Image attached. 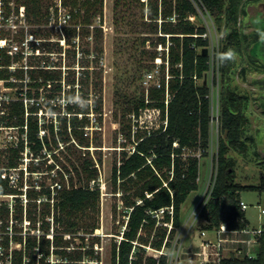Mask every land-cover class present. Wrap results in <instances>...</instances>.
<instances>
[{"label": "trees", "instance_id": "1", "mask_svg": "<svg viewBox=\"0 0 264 264\" xmlns=\"http://www.w3.org/2000/svg\"><path fill=\"white\" fill-rule=\"evenodd\" d=\"M251 1L255 0L243 4ZM135 2L142 12L135 26L142 28L143 46L165 47L169 41L171 99L167 105L165 86L151 87L148 98L143 95L129 109L140 117L157 107L163 118L167 110L168 124L142 133L138 129L134 147L122 149L114 161L112 192H120L126 219L112 237L110 264H167V256L156 258L147 247L162 249L167 223L173 221L166 242L171 247L182 223V205L199 187L200 158L207 155L211 137L210 88L195 78L210 69V54L205 50L209 39L203 36L206 27L191 17H197L200 8L218 20L226 16L237 22L242 0H115L116 25L126 18L121 15L123 7ZM0 8L5 22L14 12V22L21 23L13 37L15 49L11 35L0 27V80L14 89L12 96L0 92V123L18 132L16 140L0 150V264H100L97 164L103 158H96L91 147H97L93 152L102 150L98 147L103 122L104 0H61L60 4L0 0ZM77 37L87 39V47L81 49L84 69L78 82ZM260 39L259 33L252 39L257 49ZM240 46V33L232 29L221 51L224 80L234 58H223V54L240 51ZM144 50L157 58V51ZM64 52L71 61L66 70ZM78 91L81 95L76 99ZM239 99L227 87L221 91L225 138L220 139L216 181L202 212L209 221L205 229L246 227L249 220L240 205L241 192L264 191V174L257 187L236 182L235 163L227 156L231 149L247 155L250 147L244 138L248 118ZM91 112L96 114L93 124L97 123L92 135ZM169 206H174L173 215L168 211L161 219L155 215ZM260 242L256 257L221 264H264V232Z\"/></svg>", "mask_w": 264, "mask_h": 264}, {"label": "rangeland", "instance_id": "2", "mask_svg": "<svg viewBox=\"0 0 264 264\" xmlns=\"http://www.w3.org/2000/svg\"><path fill=\"white\" fill-rule=\"evenodd\" d=\"M52 1L54 3L57 1L59 4L61 2L60 0ZM142 1L147 2V0ZM243 2L244 0L238 6L239 16L237 22L228 21L226 16H222L218 20L215 15L200 8L198 16L191 17L195 24L205 26L207 29L210 69L205 72L202 78L198 79L197 83L200 85L206 84L210 88L211 115L214 116V121L211 124L208 153L200 158L199 187L188 196L182 205L181 226L177 229L172 246L166 249L169 253L168 257L171 259L170 263L178 256L182 259V261L180 259L179 264L195 263L193 261L195 255L192 254V251L198 249L199 239H201L200 231L208 224V220L203 216L195 219L194 210L199 211L198 203L204 198L208 184H210L216 173L218 146L220 139L225 138V133L221 129V91L224 87L234 91L240 97L238 101L244 104V110L248 118L244 131V138L250 145L247 155H242L233 149L227 154L235 163L236 182L257 187L261 184V176L264 174V0H255L246 4H243ZM114 5L115 0H104L103 122L102 130L99 133L102 134V146L98 147V149H102L98 150L101 153L93 152L97 147L93 145L91 147V153L96 158H99L100 155L103 158L102 163L97 164L100 168L99 179L101 183L100 228L98 229L99 232L96 231L100 238V264H110L112 237L118 229L123 228L122 223L126 219L123 216V203L120 192H112L113 184L110 178L114 161L121 156L122 149L130 150L134 147L135 133L138 129L142 133L157 128L163 123L162 114L157 107L148 109L140 117L135 116L133 112L129 113V109L132 110L143 95L148 98L149 89L155 85L156 81H162L163 78L167 77L170 67L167 48L169 41H167L165 47L157 48L149 45V43H147V46H143L141 43L142 33L140 29L142 28L135 26L137 22L141 21L142 16L138 3L135 2L129 7H123L125 13L123 12L121 15L124 14L126 18L119 25L114 22ZM1 11L0 8V27L6 35H11L12 47L16 46L13 37L16 30L20 28L21 23L18 25L14 22L17 20L14 12L10 20L5 22ZM52 22L54 23V21ZM60 25L61 22L58 26ZM232 29L239 31L241 46L240 51L230 50L233 53L234 64L230 75L224 80L220 68L221 51ZM256 33H259L261 36L260 42H262L261 48L258 49L256 48L257 44L252 40ZM7 46L9 45L7 44ZM63 46L64 49L68 46L64 38ZM83 47H87V39L80 40L77 37V82L81 71H83L82 69H84L80 63ZM90 48H93L92 44ZM13 49L15 48L13 47ZM144 49L157 51V58L152 57L151 53L145 52ZM62 55V67L66 70L68 63L71 61L65 55V52ZM163 59L165 60L163 61ZM162 63L166 65L165 70ZM90 68H92V63ZM150 71L155 72V79L146 82V75ZM0 92L14 95V89L5 87L1 80ZM79 95H81V91L77 92L76 99ZM91 101L90 97L89 102L91 103ZM90 115L92 119L90 132L92 135V129L97 127V123L93 124L96 114L91 112ZM0 135L5 143H9L16 140L18 132L10 127H5L0 130ZM93 135L95 134L93 133ZM197 154L199 155V152ZM241 199L249 205L246 210V217L250 224L256 227L264 224V215L261 218L259 217V208L257 207L260 204L264 208V191L260 192L257 189L243 190ZM208 234L212 235L211 232H208ZM148 251L149 254L156 255V251Z\"/></svg>", "mask_w": 264, "mask_h": 264}, {"label": "built area", "instance_id": "3", "mask_svg": "<svg viewBox=\"0 0 264 264\" xmlns=\"http://www.w3.org/2000/svg\"><path fill=\"white\" fill-rule=\"evenodd\" d=\"M203 36L207 37V33H205ZM167 48H168V53H169V45ZM168 58H169V54H168ZM219 61H220V57H219ZM170 77L171 75L169 73L167 77L165 78V85L162 80V81H156L155 85L153 86V87L160 88V89L164 88L165 86V94H166L165 102L167 105L171 99V93L169 91ZM195 78L198 81L196 76ZM154 79H155V72L154 71L148 72L146 75V82H150ZM160 113H161V110H160ZM217 119H218V116H217ZM162 121L163 123H161L159 126L164 124V127L166 128L168 124L167 110L165 113V118H163ZM212 121H214V116H212L211 124H212ZM4 128L5 127L1 125L0 123V130H3ZM6 145L7 143H5V141L2 139L0 135V150L5 148ZM216 175H217V167H216V173L213 176L212 181H210V184H208L207 191L205 192L204 198L201 199L200 202L198 203L199 211L197 210L196 212V210H194L195 219L200 216H203L202 215L203 209L211 198V193L213 191L215 181H216ZM240 205L242 209L245 211L249 208V205L243 199H241ZM257 207L259 208V217L261 218L264 215V208L260 204ZM166 211H168L171 215H173L174 206L160 208L159 210L155 211V215L159 219H161L164 217V214L166 213ZM203 217L207 220L205 216ZM159 223H161L162 225L164 224V222H160V221L158 222V224ZM167 226H168V236L166 238V241L162 249L154 250L156 251V255L154 256L156 258H159L160 256L165 255L167 256V264H179V262H181L182 259L178 256L176 259H174L170 263L171 259H169L168 257L169 253L168 251H166V249L168 248L166 247V242L168 241L169 233L171 232L173 228V221L168 222ZM208 232H211L212 235H209ZM263 232H264V224H260L258 227H256V226H252L250 222L248 223L246 227L242 229L229 228L227 226L214 227L212 229L203 228V230H201L199 234L201 236V239L198 238L200 240V245H198L197 247L198 249L196 251H192V254L195 255V260H193L195 262L194 264L196 263L197 264H221L223 260L243 259L246 257H249V258L256 257L258 254L260 243H261L260 237ZM172 244H173V240H172ZM147 249L152 250L149 246L147 247Z\"/></svg>", "mask_w": 264, "mask_h": 264}, {"label": "clouds", "instance_id": "4", "mask_svg": "<svg viewBox=\"0 0 264 264\" xmlns=\"http://www.w3.org/2000/svg\"><path fill=\"white\" fill-rule=\"evenodd\" d=\"M232 56H233V53L231 52L223 54V58H231Z\"/></svg>", "mask_w": 264, "mask_h": 264}, {"label": "flooded vegetation", "instance_id": "5", "mask_svg": "<svg viewBox=\"0 0 264 264\" xmlns=\"http://www.w3.org/2000/svg\"><path fill=\"white\" fill-rule=\"evenodd\" d=\"M261 44H262V42H261L260 45H259L260 48H261V46H262ZM263 57H264V53H263Z\"/></svg>", "mask_w": 264, "mask_h": 264}, {"label": "water", "instance_id": "6", "mask_svg": "<svg viewBox=\"0 0 264 264\" xmlns=\"http://www.w3.org/2000/svg\"><path fill=\"white\" fill-rule=\"evenodd\" d=\"M206 50V52H208V49H205ZM98 231V230H97ZM99 232V231H98Z\"/></svg>", "mask_w": 264, "mask_h": 264}]
</instances>
